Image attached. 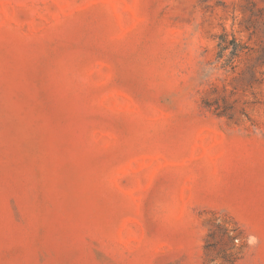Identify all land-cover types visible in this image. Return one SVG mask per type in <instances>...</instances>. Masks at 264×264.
Here are the masks:
<instances>
[{
  "label": "rangeland",
  "instance_id": "rangeland-1",
  "mask_svg": "<svg viewBox=\"0 0 264 264\" xmlns=\"http://www.w3.org/2000/svg\"><path fill=\"white\" fill-rule=\"evenodd\" d=\"M232 258L264 264V0H0V264Z\"/></svg>",
  "mask_w": 264,
  "mask_h": 264
},
{
  "label": "trees",
  "instance_id": "trees-1",
  "mask_svg": "<svg viewBox=\"0 0 264 264\" xmlns=\"http://www.w3.org/2000/svg\"><path fill=\"white\" fill-rule=\"evenodd\" d=\"M222 40V38H221ZM225 48H227V45L221 46V49L224 50ZM234 258L231 259V264H233Z\"/></svg>",
  "mask_w": 264,
  "mask_h": 264
}]
</instances>
